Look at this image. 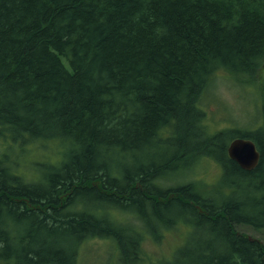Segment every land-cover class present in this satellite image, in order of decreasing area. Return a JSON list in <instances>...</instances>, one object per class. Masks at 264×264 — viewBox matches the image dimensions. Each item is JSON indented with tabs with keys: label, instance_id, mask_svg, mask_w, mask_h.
<instances>
[{
	"label": "trees",
	"instance_id": "1",
	"mask_svg": "<svg viewBox=\"0 0 264 264\" xmlns=\"http://www.w3.org/2000/svg\"><path fill=\"white\" fill-rule=\"evenodd\" d=\"M262 67L264 0H0V264H78L94 238L118 264H264L238 232L264 230V102L255 130L214 131L204 107L220 71ZM203 155L217 188L169 180ZM171 234L154 262L144 241Z\"/></svg>",
	"mask_w": 264,
	"mask_h": 264
},
{
	"label": "rangeland",
	"instance_id": "2",
	"mask_svg": "<svg viewBox=\"0 0 264 264\" xmlns=\"http://www.w3.org/2000/svg\"><path fill=\"white\" fill-rule=\"evenodd\" d=\"M231 76L229 72L220 71L214 79V89L211 90L213 99L208 96L204 98V104L206 103L204 107L207 106L209 124L211 123L214 131L232 127L246 130L258 129L259 126L263 125L260 119V110L261 102H264V67L253 79L245 76ZM251 80H254L256 85L247 82ZM213 121L218 128L213 124ZM169 152L165 154L168 155ZM40 157V153L36 152L30 154L28 158L39 159ZM203 157L207 156H199L189 166H182L175 170L170 174L169 180L173 184H178L187 179L197 178L201 184L204 183L207 186L217 188L222 174L220 165L213 158H209L208 165L202 167L199 159ZM25 171L27 172V170ZM32 173L36 174L35 171ZM213 197L217 198L218 195L214 194ZM238 232L264 242V230L256 231L249 226H238ZM175 239L177 237L174 234L163 238L161 242L147 238L143 244L144 251L148 257L151 256L152 260L158 263L163 260L165 254L173 250L170 243ZM118 253L117 246H114L109 240L94 238L82 247L78 264H118Z\"/></svg>",
	"mask_w": 264,
	"mask_h": 264
},
{
	"label": "water",
	"instance_id": "3",
	"mask_svg": "<svg viewBox=\"0 0 264 264\" xmlns=\"http://www.w3.org/2000/svg\"><path fill=\"white\" fill-rule=\"evenodd\" d=\"M228 154L242 169L247 171L254 170L261 160V153L251 139H235L228 148Z\"/></svg>",
	"mask_w": 264,
	"mask_h": 264
}]
</instances>
